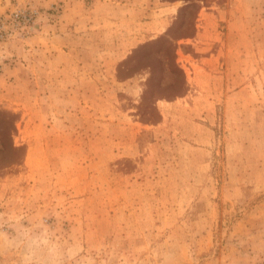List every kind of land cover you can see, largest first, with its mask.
<instances>
[{"label": "rangeland", "instance_id": "1", "mask_svg": "<svg viewBox=\"0 0 264 264\" xmlns=\"http://www.w3.org/2000/svg\"><path fill=\"white\" fill-rule=\"evenodd\" d=\"M160 1L135 41L92 0H0V213L110 264H264V0Z\"/></svg>", "mask_w": 264, "mask_h": 264}, {"label": "clouds", "instance_id": "2", "mask_svg": "<svg viewBox=\"0 0 264 264\" xmlns=\"http://www.w3.org/2000/svg\"><path fill=\"white\" fill-rule=\"evenodd\" d=\"M15 264H110L111 253L95 254L73 235L59 234L46 216L0 213V257Z\"/></svg>", "mask_w": 264, "mask_h": 264}, {"label": "crops", "instance_id": "3", "mask_svg": "<svg viewBox=\"0 0 264 264\" xmlns=\"http://www.w3.org/2000/svg\"><path fill=\"white\" fill-rule=\"evenodd\" d=\"M161 3L160 0H92L86 12L89 17L86 21L88 23L92 19L94 23L90 25L93 30H100L107 20L115 25L123 21L133 25L131 30L135 41L144 40L161 31L169 21V15H165L166 7ZM122 16L124 19H121Z\"/></svg>", "mask_w": 264, "mask_h": 264}]
</instances>
